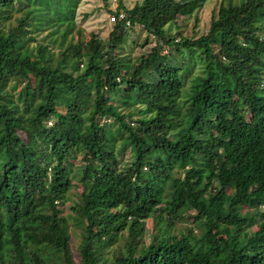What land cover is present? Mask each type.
<instances>
[{
	"label": "trees",
	"instance_id": "obj_1",
	"mask_svg": "<svg viewBox=\"0 0 264 264\" xmlns=\"http://www.w3.org/2000/svg\"><path fill=\"white\" fill-rule=\"evenodd\" d=\"M82 1L0 0V264H264V0Z\"/></svg>",
	"mask_w": 264,
	"mask_h": 264
},
{
	"label": "rangeland",
	"instance_id": "obj_2",
	"mask_svg": "<svg viewBox=\"0 0 264 264\" xmlns=\"http://www.w3.org/2000/svg\"><path fill=\"white\" fill-rule=\"evenodd\" d=\"M119 0H83L76 11L75 23L76 28L81 32V39L87 40L90 34H95L101 39L107 38L109 32L112 29V22L110 21L111 15L116 11L118 7ZM141 0H122L125 7L128 9L132 8L135 3ZM182 1V0H177ZM238 1V0H236ZM220 0H208L204 6L198 10L191 17L184 19L180 18L177 21L180 27V34L182 37H194L198 38L205 34L209 28L210 17L213 11H216L220 4ZM169 33L174 35L175 29L171 26ZM147 34L140 30L139 27H134L129 35L128 44L126 46L127 52H132L136 57L141 51H147L154 46L155 40L153 37H149V44L144 48H140L139 45L144 42ZM77 36H75L74 41H76ZM58 51V50H57ZM131 125V124H130ZM131 158L130 148H127L125 152L122 153L120 160L123 164L129 163ZM175 175H177L175 173ZM178 176V175H177ZM183 176V175H182ZM81 192V191H80ZM79 192L71 191V199L76 201ZM68 204L62 206V209H66ZM66 211V210H65ZM247 210H243V213ZM146 234L144 236L145 244L149 243L150 232L152 230L151 221L148 220L145 224ZM178 230L186 232L188 229L193 231V234H198V230L194 225H178ZM78 240L74 238L72 247L76 248Z\"/></svg>",
	"mask_w": 264,
	"mask_h": 264
},
{
	"label": "built area",
	"instance_id": "obj_3",
	"mask_svg": "<svg viewBox=\"0 0 264 264\" xmlns=\"http://www.w3.org/2000/svg\"><path fill=\"white\" fill-rule=\"evenodd\" d=\"M110 21L112 23H116L118 21H124L125 25L128 27L129 26V22L126 20V17L123 13H119V14H113L110 17Z\"/></svg>",
	"mask_w": 264,
	"mask_h": 264
}]
</instances>
